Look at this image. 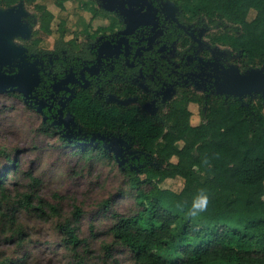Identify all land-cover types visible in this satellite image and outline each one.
Listing matches in <instances>:
<instances>
[{"label":"trees","instance_id":"obj_1","mask_svg":"<svg viewBox=\"0 0 264 264\" xmlns=\"http://www.w3.org/2000/svg\"><path fill=\"white\" fill-rule=\"evenodd\" d=\"M21 1L28 0H0V6L6 9ZM193 3L211 24L236 27V33L225 27L210 40L239 54L241 71L247 70L248 59L264 66V0ZM57 5L62 6V0ZM36 9L41 12L40 30L50 34L53 14L41 5ZM252 10L255 15L248 20ZM77 100L75 120L84 131L127 134L147 155L135 160L142 164L138 170L129 164L120 166L131 185L133 209L123 214L113 207L115 200H107L96 210L110 217L108 233L136 264H264V104L260 97L214 96L199 125L190 123L188 109L189 103L203 106L196 95L170 105L159 123L133 109H108L85 95ZM77 147L83 156L98 150L114 160L101 144ZM93 159L90 156L88 162ZM176 177L184 182L179 192L160 188L164 180ZM4 179L1 173L0 181ZM5 191L0 189L3 198ZM124 194L121 189L115 198ZM31 196L23 194L16 200L18 205L1 217L13 222L14 207L27 209ZM1 205L2 200L0 211ZM43 207L37 208L41 214ZM84 214L75 207L72 219L59 225L64 246L71 251L84 244L77 235ZM0 231V243L21 244L26 239L22 231L7 233L4 227ZM26 257L21 254L0 264H25Z\"/></svg>","mask_w":264,"mask_h":264},{"label":"rangeland","instance_id":"obj_2","mask_svg":"<svg viewBox=\"0 0 264 264\" xmlns=\"http://www.w3.org/2000/svg\"><path fill=\"white\" fill-rule=\"evenodd\" d=\"M37 4H45L53 13L52 34L41 38L45 48H50L53 40L58 37L60 22L65 21V30L69 36H76L98 24L97 20H91V12L87 10L88 6L99 9L96 0H70L63 9L58 8L55 0L19 3L17 6L22 11L21 22L27 32L25 37L16 34L8 38L13 53L9 58L11 65L5 68L11 74L23 62L18 60L23 56L22 41L30 39L31 33L38 29ZM0 9L4 8L0 6ZM254 15L252 10L248 20L253 19ZM225 27L231 33L237 32L236 27L226 22L207 25L209 33L216 29L224 30ZM206 36L208 35L205 38ZM217 50L218 56L227 64L226 68L232 66L238 69L239 63L237 65L233 62L236 54L230 48L220 47ZM55 64L56 62L52 63ZM246 66L247 70L264 67L253 59H248ZM240 69V72H244ZM38 75L40 77L43 74ZM54 75L55 72L49 74L50 77ZM258 97L260 96L252 94L246 98ZM188 109L191 113L190 123L199 125L203 121L204 108L190 104ZM45 116L47 115L38 112L36 106L25 101L20 93H0V174L5 173V179L0 181V189L6 188L4 198L0 193V227H4L7 233L22 231L26 236L21 244L0 243V263L26 254L27 257L23 260L25 264H136L132 254L115 243L108 233L110 217L96 211L107 200H115L113 207L123 214L133 209L131 185L124 170L115 159L108 160L98 150L85 156L78 153L77 145H90L91 141L78 139L77 129H71L70 137L65 138L59 128L52 125V120L45 119ZM122 139L124 142L121 145L126 152L124 154L128 156L123 165L129 164L132 169L138 170L142 164L129 156L137 154L136 146ZM90 156L94 159L88 162ZM183 183L179 177L166 179L160 184V188L179 192ZM121 189L125 194L115 198ZM23 194L32 195L28 208L14 207L17 211L13 214V222L1 217V213L13 207V204L18 205L16 200ZM39 205L44 206L43 214L37 210ZM75 207L85 213L77 225V235L84 244L71 251L64 246V235L59 231V225L72 219ZM1 233L0 231V235Z\"/></svg>","mask_w":264,"mask_h":264},{"label":"flooded vegetation","instance_id":"obj_3","mask_svg":"<svg viewBox=\"0 0 264 264\" xmlns=\"http://www.w3.org/2000/svg\"><path fill=\"white\" fill-rule=\"evenodd\" d=\"M69 1L62 0V6L57 5L58 8H65ZM96 1L100 10L93 6H88L87 10L91 12V20L98 21L97 26L69 36L65 21L60 22L58 37L50 48L42 46L41 38L52 34V23L51 33H43L40 30L41 12L36 9L38 29L21 44L24 51L18 60L28 64L36 62L38 73L43 74L28 101L36 107L43 101L40 113L47 115L45 119H51L52 125L61 122L54 126L63 136L67 130L62 122L70 114L73 122L69 123L68 129H77L78 139L103 145L108 142V136L115 135L135 145L127 134L84 131L74 114L78 107L77 97L83 95L99 100L108 109H133L157 123L161 122L169 106L180 98L196 95L202 98L203 106L196 105L204 110L212 97L226 98L217 94L215 82L220 81L227 66L218 56L217 49L227 46L210 40L218 30L209 33L207 25L218 22L211 24L194 8L193 0ZM37 5L46 7L45 4ZM205 35L208 36L205 38ZM240 60L236 54L233 62L239 63L238 69ZM46 62L48 64L44 65ZM53 62L56 64L52 65ZM16 71L17 68L14 73ZM52 72H55L54 77L49 76ZM67 75H71L69 83L62 84V89L55 92L52 85L61 83ZM71 92L73 96L68 100ZM190 104L195 103L188 106ZM135 149L137 154H130V159L139 161L142 156L147 157Z\"/></svg>","mask_w":264,"mask_h":264},{"label":"water","instance_id":"obj_4","mask_svg":"<svg viewBox=\"0 0 264 264\" xmlns=\"http://www.w3.org/2000/svg\"><path fill=\"white\" fill-rule=\"evenodd\" d=\"M22 11L19 6H13L8 9H0V93L18 92L24 100L30 99L35 87L40 82L37 63L28 64L22 62L17 65V71L13 74L7 72L5 67L10 66L9 58L12 56L13 49L8 42L10 36L19 34L24 36L27 32L21 22ZM25 37V36H24ZM71 75H67L61 83H55L52 88L55 92L62 89V84L69 83ZM216 92L225 95L226 98L234 97L240 100L251 96L259 95L264 104V67L260 69H248L240 72L238 69L230 66L222 71L220 81H217ZM73 96L72 92L68 100ZM44 102H38L37 110L41 112ZM61 115V110H59ZM73 122L70 114H67L63 120L64 130L67 132L64 137L69 138V123ZM61 122H54V125H60ZM103 139L104 137L101 136ZM108 142L103 144V148L113 155L119 166H122L127 159L124 157L125 148L121 145L124 140L115 135L107 137Z\"/></svg>","mask_w":264,"mask_h":264}]
</instances>
